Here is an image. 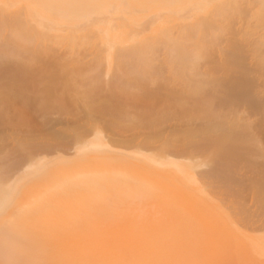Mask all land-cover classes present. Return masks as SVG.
<instances>
[{
	"label": "bare ground",
	"instance_id": "1",
	"mask_svg": "<svg viewBox=\"0 0 264 264\" xmlns=\"http://www.w3.org/2000/svg\"><path fill=\"white\" fill-rule=\"evenodd\" d=\"M232 1H234V3ZM253 1L246 0V3ZM259 1L256 0L255 2L257 3V7H254L256 6L255 3H250L252 9L258 8L254 9L256 12L253 11L247 3L250 10L254 13L245 6V9L247 8L246 11L249 10L248 12H251L250 14H253L254 17L250 16L249 13L248 16L255 20L256 15L258 19L257 25L253 24L254 22L250 23L254 27L249 25V27H251L249 30L252 28L256 29V31L252 29L256 34L250 33L249 36V31L247 30L248 32H246L245 27L251 21L245 23L244 20L243 23L245 26L241 24L242 28H238V26H240L238 25L240 23V18L237 17L238 20H235L236 17L233 18V14H230L232 18L230 16L229 18L235 20H232L234 21L233 25V22L225 17L228 16L229 13H232L235 5L236 8L241 11L242 5L237 4L240 2L239 0H0V157H6L0 159V264H175L173 262V254L177 253L178 246H176L175 243V246L173 245V239L171 240L170 233H166L167 230L165 228L169 225V223H167L169 219L166 215L171 210L167 208L178 205L177 203H172L173 201L179 204L183 203V207L181 204V207L178 205L181 210H184L183 208L185 207H187L186 210L190 209L193 204L189 200V204H185V206L184 203H187L188 200L186 202L183 201H185L188 196L186 197V195L180 193V195L185 197V200L183 198L182 201L176 189L175 192L179 195L177 198L180 199V202L175 201V197L172 198V196H170L171 191V195L174 193V189H172L170 193L168 192L169 196H167L172 198V202H170V198L169 201L166 202H170L171 205H174L168 206L167 204L169 203L164 205L166 202L162 204L163 202L160 199L163 198L165 200L163 194L166 192V190L163 191V187L162 190L160 189L163 192L161 195L162 197L159 191V195L157 193V196H155V198H160L159 202L156 201L158 199L155 200L153 198L154 195L152 192L147 191L153 195V197H151L153 201H151L150 194L146 192V189H142V186H137L139 182L140 185L144 183L142 180V176L144 175L143 172H135L140 168L136 167V165H139V160L152 170L150 165L157 161V165L160 166V161L158 163V155L153 156L151 150H156L158 153L162 152V155L163 153L170 152V149L178 150L180 151V153L176 151L178 155L182 154V156L186 155V157H193L194 154H197L195 153V149H203L201 146L207 144L210 140L213 145L209 141L210 145L208 143L207 147L209 145L210 148L212 145L214 149H219V161L222 159L226 160L230 167H237L240 170V166L249 155V150L252 148L249 146L252 142L249 143L248 141H253L254 134L252 135V132L250 134L252 125L250 122H247L248 118L246 117V119L244 116L237 118L236 115V120L233 116L232 119H230L231 117H227L229 119L225 118V120H221L222 125L221 122H219L221 126L215 123L212 124L211 121L208 124L205 122L202 126L199 125L200 127L186 124L187 126L185 125L186 127L184 129H175L165 134L162 133V135L161 131H155L161 123L159 120L160 111L158 112V107L154 108V106L161 103L162 99L163 102L168 101L169 105H178L176 111H173L174 109L169 106L173 117L177 118L175 120H181L182 115L193 110H188L187 108L189 106L186 108L184 104L178 103L179 99L176 96L178 95L177 91L180 90H177L178 88H176V86L180 89L181 85L175 86L168 84V82H170L168 77L173 73L181 74L182 72H187L185 74L189 75L190 73L189 78L193 77V79L195 78L194 80L199 79L200 81L201 78H198L200 76H197V78L194 76L197 72L202 74V71H200V64L196 65L198 69L194 65L197 61L196 59L199 57L198 49L204 45L209 47L211 42H214L215 44L213 43V45L216 46L213 47V49L211 48V50L208 48L209 52L212 51V56L215 55L213 58L218 57V55L220 56L219 62H215L216 64L214 63L212 67H217L219 64V69H217L219 72L220 69L223 70L225 68L224 71H222L224 76L225 74L232 73V69L233 72H235L237 68L241 73L246 71L241 69V66L237 64L238 59L241 60L244 56L240 54L241 52L237 54L239 50H234L238 48L236 44L233 46L230 44L231 47L230 45H226L229 40L230 43L234 42V40L231 42L232 38L230 35H232V33L230 30H232V28L230 24H232V27L234 26V29L237 28L238 31L244 28L245 38L247 36L246 40L248 39L246 42L247 45H244L245 48L247 49L248 45H255V47H253L254 55L251 57L254 58V56H256L255 59L258 61H255H257L258 64L264 65V34H261L264 33V30H262L263 32L261 33H257V30L264 29V9H262L264 8V0ZM261 5L262 7H259ZM237 6L241 7L239 8ZM239 11L237 10L238 15L244 13H239ZM234 12H236V10ZM223 20H229L232 23L228 22V26ZM223 23L230 28L228 31L231 34H229L227 38H225L224 35L222 36L219 31V26ZM235 24H237V27H235ZM258 25L259 29L255 28ZM217 31H219L220 34ZM211 34H214L213 36L215 39L218 36H222L223 39L221 38V40H219L218 38L217 42V40L212 39L213 37ZM224 41L226 42L224 43ZM190 42L197 46L193 45V47H191ZM216 42L221 43L220 45H222L221 47L224 49H227L226 47L230 48L227 50L223 49L222 52L219 47V52ZM188 43L190 45H187ZM242 43L243 41H241V44ZM85 44L90 45L91 48L95 50L94 52L90 50L91 53H84L87 56L92 54L91 60L89 61H84L86 60L83 59L84 54L82 55L83 61L82 59H78L81 58L80 52L83 53V49L87 51L85 47L83 49L80 48V51L78 50L79 47ZM59 47L65 49L64 51L66 52L69 51L71 53L68 54L69 57L62 56L64 52H62L63 54L59 52L62 54L60 55L59 53H54V51H49L50 48L59 50ZM232 47H234V49ZM77 50L78 53H75ZM164 52L166 53V55H164L165 57L169 55H172V57L169 60L163 56V58H161V55L165 54ZM202 52L204 54V49ZM25 53H27L26 59L21 58L25 56ZM239 55H241L240 58L238 57ZM246 55L248 56L249 54ZM29 56L30 60L27 63L25 61H28L27 57ZM158 57L161 59H157ZM155 60H159V62L156 63ZM162 60L165 62L163 63ZM32 63L34 64L31 65ZM40 63L41 66L43 65L41 68L38 67ZM244 65L243 67H245ZM30 66L34 68V70H32ZM30 70L34 71L36 75L39 74V70L46 73L45 76L42 75L43 73L37 76L43 77L39 83L37 82V84L41 85H39V87H43L42 90L50 86L47 88L49 92H42L43 96L41 95L40 100H38L39 103L37 105L40 107V111H45L46 109L48 112V108L55 106L57 108V106H60L57 99V97H60V99L62 98L61 104L69 102L67 107L69 110L66 111V113L62 112L65 114L63 115L64 118L62 117L65 122H51L52 119L49 120L45 118V115L43 116L45 119L40 122H33V125L29 122L28 116H30L29 111L32 107V97L27 94L28 86H26L27 82H24V79H28V77L31 78V76L33 77L32 79L37 78L34 77L36 75L32 71L30 72ZM166 73L170 76H167ZM247 73L248 70L246 71V74ZM186 75L185 77L188 78V75ZM189 78L187 79L188 81L186 80L183 84L186 82L189 83H186V88L188 90L191 88V91L195 92L196 88L194 87L197 86L196 81L198 80H193V82H196H192L193 90L190 81L192 79ZM159 79H161V81L168 79L167 83H162L165 86L170 85L171 88L170 86L163 87ZM30 80L29 82H35V79ZM44 80L48 82V85H51L46 86L47 84ZM201 81L203 82L200 83ZM201 81L198 82L200 84H198L199 87H197L198 93L201 94H204L210 89L208 88L210 84L212 85L210 90L212 91L213 89L215 94L216 91H220L221 88L224 87L220 82L221 88L215 81L219 86L217 87L219 89H217V85H213L211 80L201 79ZM206 81L207 84L210 81L211 83L206 86ZM29 82L28 84H30ZM41 82L44 84H41ZM183 84L181 87L184 86ZM194 84L195 86H193ZM201 84L204 85L201 86ZM33 86L35 88V85ZM172 86L176 89H172ZM204 86L208 90H205V88H203ZM233 86L234 84H232L231 87ZM29 88H31V85ZM236 88L238 87L235 86V89ZM52 89L55 93L57 92V94H60L58 96L56 94L54 97V94L51 92ZM199 89L202 91L200 92ZM175 90L176 92H174ZM203 91L205 92L203 93ZM181 92L184 93V89L181 88L179 93ZM44 94L51 95L54 99L52 98L53 100H51L49 97L48 99ZM235 96H233V100L235 99L234 103L240 107L251 108L254 112L263 109L260 108V106H262L260 105L262 99L261 101L259 100V103L249 94L236 93ZM221 98L220 100L223 99ZM228 98H231V95ZM187 100L190 102L189 99ZM205 100H202V102L199 101V106L196 107L199 111L203 109L208 110L206 116H204L207 118L208 114V117L212 115V111L208 109L212 101L206 102ZM225 100L222 101L225 102ZM183 101L186 102V99H183ZM213 104L214 102L211 106H213ZM136 106L138 110H140V107L141 110L144 109L148 111H135L137 110L135 109ZM78 107H81L80 110L83 116H79L81 114L80 110L76 111ZM146 107L149 108L147 109ZM194 107L195 105L193 108ZM127 108H134V110L130 109L132 114L129 113L130 110L128 111ZM166 109H168V107ZM135 112L137 113L135 114ZM197 112L198 111H196V113ZM43 114L46 113H42V115ZM180 120H178L179 123ZM188 121L190 123V120ZM50 123H52L51 130H49V132L44 131L43 133L42 130L44 125H49ZM33 128H36L38 132L34 131ZM31 129L36 133L31 132ZM137 129H145L146 131L138 136L131 137L132 139L129 141H127L128 139L126 140L127 136L123 138L124 135L123 137H121V134L119 135L121 132L124 134L127 130L130 132ZM108 130L113 132V138L108 136L106 138L107 134L105 132H108ZM262 130H264V128H262ZM45 132L47 133L45 134ZM127 133L126 135H128ZM133 133L135 135V132ZM115 134L116 136L118 134L120 138L116 137L115 139ZM251 135L253 137L252 139ZM113 139L116 140V142L118 141L121 147L119 149H122V145L124 144L128 145L127 148L132 146V149L130 148L132 153L129 150L130 152L126 154L123 152V149L117 150L118 148L115 149L111 147L115 144ZM35 140L43 142L35 151L23 153L18 150V145L20 143ZM124 141L127 142L125 143ZM253 145L257 144L254 143ZM143 147L149 149L151 154H148L149 152L147 154L140 153ZM204 148L206 149V147ZM126 151L128 150L126 149ZM201 151L199 154H201ZM183 152H185V154H183ZM206 152H208L207 149ZM204 154L206 153L204 152ZM126 157L128 160L131 158V161H129L135 162L136 165H134L135 163L128 162ZM185 159L186 158H184V160ZM197 159L200 160V158ZM206 159H208V157ZM187 160H185V162ZM177 161H179V159ZM177 161L176 163L173 162V166H177ZM185 162H181L180 166H178L181 167V169L177 168L175 171L180 169L179 171L184 173L182 168H188V166H190V169L191 166L194 168L193 160L192 162L189 160L188 162L190 163L186 162L188 165ZM199 163L197 162L196 165L204 166L205 164H202V162ZM209 163L211 162L209 161ZM251 163L252 160L250 164ZM162 164L161 167L165 168L167 166V162L165 163L166 166ZM173 166H171V168ZM167 167H169V171H167V169L165 171L169 172L171 175L174 167L171 172L169 162ZM156 169L159 170L160 168L158 167ZM217 169L218 170H215L218 172L220 167ZM132 170H135L134 173ZM144 170L145 169H143V171ZM175 171L172 174H174ZM179 171H177V173ZM193 171L194 170H192V173H194ZM144 172L146 173V171ZM234 172L237 173V169ZM137 173L139 177L141 176L142 181H139L140 178H138ZM130 174L136 175H134V178L137 177L136 182L135 180L133 182V179H131L133 176ZM179 174L181 173L179 172L178 175ZM232 174L234 175V173ZM174 175L177 177V174ZM174 175L172 176L173 178ZM191 175L193 176V174ZM147 177L148 176H146V178ZM137 179L139 182H137ZM259 179V182H257L253 188V192L258 193L256 197H259V202L264 206V187L262 186L264 184V174H262ZM144 180H146L145 177ZM177 180H180V178L178 177ZM148 181L145 183L150 186L151 184H148ZM157 182H155V184H157ZM183 182L186 183V180L182 181V183ZM155 184L151 186H157L158 188V185ZM186 184L184 185L186 186ZM159 185L161 186L162 184ZM220 188L222 189V187ZM183 190H185V188ZM143 192H146L145 194L147 195L143 194ZM153 193L156 195L154 189ZM168 193H165V195H168ZM252 195H254L255 198V194ZM146 197L153 205H155L154 201L158 204L161 201L162 211L166 206L167 210H165L167 213L164 212V214H166L163 215L161 212L160 214L163 216L159 215L158 217L162 221L165 220L163 218L164 216L168 219L165 220V223L168 224H166L167 227L164 228L165 232L163 228L162 231L160 230L161 223H159L160 227H158V221L156 222L157 219L153 218L156 216L155 211H157V209L155 210L153 206L150 207L151 204L147 201ZM143 199H146L145 204L143 202L145 200ZM166 200H168V198H166ZM254 200L256 201L257 199H253V201ZM255 203H257V201ZM146 204L150 205H147L150 209L153 208V210H150L151 212L154 211L151 217H149L151 213L149 214L150 211L148 210L149 208L147 209ZM213 204L215 205L216 203L214 202ZM200 205H204V203L202 204L201 202ZM139 206H143V210L139 211ZM144 206L146 207L144 208ZM161 206H159L158 211H160L159 209ZM145 209H147V211H144ZM194 209L195 208H193V210ZM197 209L198 208L195 210ZM193 210L190 209V211H192L191 215L194 214L193 217L199 218L201 222V212H193ZM212 210L214 212L213 208ZM190 211L187 213L189 214ZM145 212H148L149 216ZM199 212L200 217L196 215ZM172 213L173 212L169 214ZM176 214L178 215L179 213ZM181 215L182 213L179 218L183 220ZM205 217L203 219H206ZM169 218H171L170 215ZM173 219L171 218V220ZM171 220L170 224L172 226ZM175 220L177 221V219ZM184 220L183 222H185ZM227 221H230V219ZM192 222H194V219ZM232 222H234V220ZM181 223H178L179 225L177 224V228H179L178 226H180ZM185 223L183 224L184 226L182 225L183 227H185ZM197 223L201 224L199 222ZM189 227H191L190 224ZM172 228H170V230ZM212 229L213 228H211V230ZM172 230L174 231V228ZM213 230L211 232H213ZM226 230L228 231L229 229L227 228ZM202 231L208 233H206V237L211 234L206 230ZM168 232H170L169 229ZM186 232L188 231L186 230ZM218 232L219 231H217L216 235H220ZM143 235L142 246L138 240L139 237ZM218 237H216V239ZM169 240H171L172 243ZM230 240L232 241V239ZM166 243L172 244L171 247L166 248ZM256 244L258 246H256V249H261L260 254H262V256L259 257L260 260L256 258L258 257L256 253L258 254L260 249H255L256 251L252 250V246L249 244L250 250L256 252L254 255L258 261H255V263H253L254 260L251 256L253 252L249 251V247L247 250L243 248V246V251L249 252L253 260L249 264H264V238L260 239V242ZM233 245L235 247L237 246L235 243H233ZM238 246L241 248L240 244ZM238 246L236 248L234 247L236 251ZM239 251H241V249ZM250 252H252V254ZM134 254L138 255L135 257ZM244 256L243 257L246 258L247 255ZM244 258L240 261L244 262ZM247 258L248 260L250 259L249 256ZM135 260L138 261L134 262ZM248 260L244 263L247 264ZM219 263L220 262H218V264Z\"/></svg>",
	"mask_w": 264,
	"mask_h": 264
},
{
	"label": "rangeland",
	"instance_id": "2",
	"mask_svg": "<svg viewBox=\"0 0 264 264\" xmlns=\"http://www.w3.org/2000/svg\"><path fill=\"white\" fill-rule=\"evenodd\" d=\"M240 2H238L237 4L239 5H242V8H241V11H239L240 9H237L236 8V5L233 7V9L234 10H232V13H229L228 14V16H225L226 17V19L228 18V19H230L229 18V16H230V14L233 16V18L234 17H236V19L235 20H238V18H240V20H239V24L238 25H240V26H238V28L240 27V28H242L241 26V24H243V26H245L244 25V23H243V21L245 20V23L247 22H249V21H251V22H249V24H247V28L245 27V30H246V32H248L249 33V36H250V33L251 34H256L252 29H254V28H252V29H250L249 30V28H251V27H254L252 24H250V23H252V22H254L253 24H255V25H257L258 24V19H257V16L255 15V20L252 18V17H250V16H253V14H250L251 12H248L249 10H250V8H251V4L250 3H255L256 2V0H251V1H253V2H247L248 3V5L250 6V8L248 7V5H247V3H246V0H239ZM257 1H259V0H257ZM233 3H234V1H232ZM260 2V1H259ZM258 2V3H259ZM261 3V2H260ZM257 3H255V5H256ZM263 4V3H262ZM245 6L249 9L248 11H246L247 10V8L245 9ZM237 7H241V6H237ZM253 7V6H252ZM254 7H257V5L256 6H254ZM259 7H262V5L261 6H259ZM245 9V10H244ZM252 9V8H251ZM254 9H258V8H254ZM254 9H252L253 11H255L256 12V10H254ZM262 9H264V8H262ZM236 10V12H234ZM237 10L239 11V13H241V12H244V13H242V14H240V15H238V12H237ZM244 10V11H243ZM252 10H250V11H252ZM252 11V12H253ZM257 11H259V10H257ZM262 11V10H261ZM250 14V16H248L249 14ZM254 13V12H253ZM260 13V12H259ZM143 14V13H142ZM256 14V13H255ZM258 14V13H257ZM236 15V16H235ZM238 15V16H237ZM232 16H230L231 18H232ZM240 16V17H239ZM238 17V18H237ZM243 17H245V18H243ZM254 17V16H253ZM165 18H167V17H165ZM257 19V20H256ZM231 21L232 20H234V19H230ZM234 20V21H235ZM223 21H225L224 23H227L228 24V22L229 23H232L233 22V25H234V21H232V22H230L229 20L227 21V20H223ZM222 21V22H223ZM237 22V21H236ZM256 22V23H255ZM224 23L223 24H220V26H219V31L221 32V34H222V36L224 35V37L225 38H227V37H229V34H231L232 33V35H230L231 36V38H232V40H231V42L234 40V42H232V43H230L229 41L227 42V46L228 45H230V44H232V46L233 45H235L236 44V46L238 47V48H236V49H234V47H232L234 50H239L238 52H237V54L239 53V52H241L240 54L242 55V56H244L243 58H244V60H243V58L240 60V59H238V61H237V64L239 65V66H241V69H243V70H248V73L246 74V71L244 72V73H241L240 72V70L237 68L236 70H239V71H236L235 70V72H233V69H232V73H230V71H229V73L230 74H225V76H224V73L222 72V71H224V69L222 70V69H220V72L217 70V69H219V64H218V68L215 66V67H212V66H214L213 64L215 63V62H219V58H220V56L218 55V57H215V58H213L215 55H213L212 56V51H210L209 52V49L211 50V48L213 49V47H215L214 45H213V43L214 42H211L210 43V45H209V47H206L205 45L204 46H202V47H200L198 50H199V54H198V58L196 59L197 61L195 62V67L197 68V66L196 65H199L200 66V68H201V70L200 71H202V74L200 73H196L194 76H196V78H197V76H200V77H198V78H201V79H206V80H211L212 81V84L213 85H215L216 86V88L217 87H219L218 86V84L220 85V83L222 84V86L224 85V87L223 88H221V85H220V88H221V90L220 91H216V94L214 93V90L212 89V91L210 90L211 89V84L209 85V83H211V81L207 84V81H206V86H208V88H210L209 90L204 86L203 88H205V90L207 89L208 91H203V93L204 94H201V93H198V88L197 87H199L198 86V84H200V83H202L203 81H201V79H200V81H199V79H196V80H198V81H196V80H194L193 79V77L192 78H189V76H190V73H189V75H188V78L189 79H192V80H190L191 81V87H192V84L193 83H196L197 82V86L196 87H194V88H196V90H197V93H196V90H195V92H192L191 91V88H190V90H188L187 88H186V83L185 84H183L188 78L187 77H185V73H187V72H182L181 74L180 73H173V74H171V76L168 74V73H166V75L168 76H170V77H168L169 79H170V82H168V84H172V85H178V86H182V84L184 85L183 87H181L180 86V89H179V87H177L176 86V88H178L177 90H180L181 91V88L182 89H184V93H179L180 91H177L178 92V95L176 96L178 99H176V100H178V103H180V104H184L185 106H186V108L188 109V110H190V109H193V110H190V111H188L185 115H182V118H181V120L180 119H178V120H180V123H179V121L178 120H175V119H177V118H175V117H173V114H172V112L170 111V109H169V106H171L173 109V111H176L177 109H178V105L176 106L175 104H170L169 105V102L168 101H164L163 102V99L161 100V103H158V104H156V106H154V108H157V111L159 112L160 111V113H159V116H160V123H161V125H159L156 129H155V131L157 130L158 132L159 131H161V134L163 133V134H165V133H167V132H170V131H173V130H175V129H179V128H182V129H184L188 124H192L194 127H200L199 125H203L205 122L208 124V123H210V121L212 122V124H218V126H221L222 125V122H221V120H225V118L226 119H229L230 117V119H232V116H233V118L235 117V120H236V115H237V118H239L240 116H244L246 119H247V122H250V124L252 125V130L250 131V134H251V132H252V135L254 136V139H252L253 137H252V135H251V139L253 140V141H248L249 143L250 142H252V144H250L249 146H251L252 148L249 150V155L246 157V159L244 160V162L242 163V165L240 166V170H239V168H237V167H230L229 166V164H228V162L226 161V160H220L219 161V164H217V165H215V166H213L211 163H209V158L208 159H206L207 157H208V154L211 152V150L213 149L214 150V146L212 147V143H211V141H210V143L212 144L211 145V149L209 148V145H210V143H209V141H208V143H209V145H208V147H207V144H203V146H201V147H203V149L202 148H197V149H195V153H197L196 155L194 154V156L193 157H186V155H184V156H182V154L180 155H178L177 154V152L176 151H178V150H171L170 149V152H167V153H163V155L161 154V153H158L156 150H151V153L153 154V156H156V155H158L157 156V159H158V163H159V161H160V166L159 165H157V161H156V163L154 162V163H152V165H150V167L152 168V170L145 164V163H141L140 162V160H139V165H136V163L135 162H130L131 161V156H133L132 154H130V153H128V154H130L131 156V158L128 160V158L126 157V159L128 160V162H130V163H135L134 165H136V167H140L139 168V170H134L135 172H139V173H142L143 172V174H141V175H143L142 177H143V181H144V183H142L143 185H140V182L139 181H142L141 180V176L139 177V174H138V178H140L139 179V181H138V179H137V182H139L138 183V187L140 186H142L141 188L143 189H146V192L147 191H149V192H152V194L154 195V197H153V195H151L149 192H147L148 194H150V198L151 197H153L155 200L156 199H158V200H156V201H158L159 202V199L160 198H155V196H157V193H158V191L160 192V196L162 195V187H163V191L164 190H166V194L169 192L170 193V191L172 190V189H174L173 190V194L171 195V193H172V191H171V193H170V196H172V198L173 197H175V201H179L180 202V199H178L177 197L180 195V193H183V195H186V197L188 196V198H186V200H185V197H183L182 195H180L179 197L181 198V200L183 201V198H184V200L185 201H183V202H186L187 200V203H184V205L185 204H189V202L191 201V203L193 204V206L192 207H190V205H189V207H190V209H192L193 210V208H198L197 210H193V212L194 211H200L201 212V214H200V212L198 213V214H196V215H198L199 216V214H200V216H201V218H202V221L200 222V220H199V218L197 219V217H196V215H195V217L196 218H194L193 216H194V214L193 215H191V212L192 211H190V209H187V210H189L190 211V213L188 214L187 212H189V211H187L186 210V208L187 207H185V208H183L184 210H186L185 212L187 213H185V212H183L184 210H181V205H182V207H183V203L180 205L178 202H172V198L171 197H167V196H169V193H168V195H165V193L163 194L164 196L163 197H165V200L163 199V198H161L160 200L163 202L162 204H164L166 201H169V198L171 199V201L170 202H172V203H177L178 205H180V207L178 206V205H171V203L170 202H166L164 205H166L167 203H169V204H167L168 206H173L172 208H169L168 206V208L167 209H171L170 210V212L169 213H171V212H173L172 214H169L170 215V217L173 219V217H174V221H175V223H174V221L173 220H171V218H169V215L167 214L166 216H168L167 218L169 219V221H167V223H169V225L167 224V223H165V220H168L167 218H166V216H164L163 218L165 219H163L164 221H162L160 218H158L159 217V215L160 216H163V215H165L167 212H166V206H165V209H163V211H162V206H161V201H160V203L158 204L157 202L155 203V201H154V204L155 205H153V203L151 204V202H149V200H150V198H149V195H148V198H149V200H148V198L146 197V199H147V201L151 204V206L149 205V204H146V206L147 205H149L150 207H155L154 209L156 210L157 209V211H158V208H159V206H161V208L159 209L160 211H155L156 212V216L155 217H153V218H156L157 220H156V222H157V225H158V227H160L161 226V228H160V230L162 231V228H163V231L166 229L167 231H166V233H170L169 235H170V237H171V240L173 239V245H174V243H175V245L176 246H178L177 248H178V251H176L177 253H175V254H173V258H174V260H173V262L175 263V264H201V263H204V262H209L210 264H218V262H220V263H223V264H227V263H229V264H243L244 262L246 263V261L248 260V256L250 257V259L248 260V263L247 264H249L250 262H252L253 260H254V262L253 263H255V261H258V259L256 260V258H259L260 256H262V254H260L261 253V249H260V251H258V254L256 253V252H253L252 250H255L256 249V246H257V242H260V239H262V238H264V209H263V205H262V203L261 202H259V197L257 198L256 196H258V193H256V192H253L254 191V186H255V184L257 183V182H259L258 180H260L259 178L262 176V174H264V151H262V150H264V130H262V128H264V65L263 64H258V60L257 59H255V57L256 56H254V58H252L253 56L252 55H254L253 54V50H254V48L253 47H255V45H253V46H249L248 45V51H247V49L245 48V44L247 45V40H246V38H247V36H246V38H245V30H244V28L243 29H239V31L237 30V28L236 29H234L233 27H232V24H230L231 25V28H232V30H230L231 31V33H229V31H228V29H230L228 26H229V24H228V26L225 24L224 25ZM237 24H235V27H237ZM249 25L251 26V27H249ZM255 28H258L259 29V25L258 26H256ZM248 30V31H247ZM255 31H256V29H254ZM262 30H264V29H260V30H257V33H261V32H263ZM219 31H217L218 33H219ZM211 33V32H210ZM218 33H217V35H218ZM220 34V33H219ZM261 34H264V33H261ZM212 35V34H211ZM214 35V34H213ZM212 35V39H215L214 38V36ZM248 35V34H247ZM220 37V36H218L215 40H217L218 38H219V40H221V38L223 39V37ZM248 36V37H249ZM216 37V36H215ZM241 38V39H240ZM209 39V38H208ZM215 40H213V41H215ZM226 40V39H225ZM223 41V40H222ZM241 41H243V43L241 44ZM210 42V41H209ZM217 42H218V40H217ZM216 42V43H217ZM219 42H221V41H219ZM226 41H224V43H225ZM193 43V42H192ZM223 43V44H224ZM190 44H191V42H190ZM189 43L187 44V45H190ZM209 44V43H208ZM215 44V43H214ZM218 45H217V50L219 51L220 49H221V51L223 52V49L224 48H222L221 46L222 45H220L221 43H217ZM193 45L194 44H191V47H193ZM220 45V46H219ZM194 46H197V45H194ZM85 47V49L87 50V51H84V48ZM190 47V48H191ZM207 49H206V48ZM219 47H220V49H219ZM224 47V46H223ZM230 47H231V45H230ZM230 47H226L227 49L228 48H230ZM52 48V47H51ZM49 49V51L51 50L52 52L54 51V53H59V52H64V54L62 55L61 53H59L60 55H62V56H68L69 57V55L68 54H71L69 51H64L65 49H63L62 47L57 51V50H54V49H56V48H53V49ZM80 48L81 49H83L82 51H83V53L82 52H80L81 54V58H78V59H82V55L85 53V52H89V53H91L90 52V50L91 51H95L93 48H91V46L90 45H82L81 47H79L78 48V50L80 51ZM91 48V49H90ZM209 48V49H208ZM48 49V48H47ZM63 49V50H62ZM204 49V54H203V52H202V50ZM208 50V51H206V50ZM216 49V48H215ZM227 49H224V50H227ZM263 49V48H262ZM62 50V51H61ZM78 50H77V52L75 51V53H78ZM56 51V52H55ZM160 51V50H159ZM216 51V50H215ZM247 51V52H246ZM161 52H163V51H161ZM220 52V51H219ZM165 53V52H164ZM213 53H215V52H213ZM88 54V53H87ZM161 54H163V53H161ZM201 54H203V55H201ZM217 54H219V53H217ZM226 54V53H225ZM246 54H249L248 56L246 55ZM26 55H27V53H25V56L23 57H21V58H24V59H26ZM76 55V54H75ZM80 55H78V56H80ZM92 55V54H91ZM91 55H86V54H84V57H83V59H86V60H84V61H89V60H91ZM164 55H166V53L165 54H163V55H161V58H168V60L172 57V55H169V56H164ZM241 55H239L238 57L240 58V56ZM71 56V55H70ZM159 56V55H158ZM163 56V57H162ZM236 56V55H235ZM252 56V57H251ZM237 57V56H236ZM29 58V59H28ZM160 57H158L157 59H159ZM160 58V59H161ZM250 58V59H249ZM17 59V58H16ZM83 59H82V61H83ZM222 60H224L223 58H221ZM18 60H20V59H18ZM21 60H23V59H21ZM27 60L28 61H25V62H29V60H30V56L29 57H27ZM164 60V59H163ZM162 60V62L164 63L165 61H163ZM166 60V59H165ZM255 60H257V61H255ZM24 61V60H23ZM253 61V62H252ZM155 62L156 63H158L159 62V60L158 61H156L155 60ZM160 62H161V60H160ZM217 62V63H218ZM26 63V64H27ZM196 63H198V64H196ZM34 63H32L31 65H33ZM189 64V63H188ZM192 64V63H191ZM216 64V63H215ZM236 64V63H235ZM245 66V67H243V65ZM247 64V65H246ZM193 65V64H192ZM194 65H193V67H194ZM237 65V66H238ZM263 65V66H262ZM36 66H38V65H36ZM35 66V67H36ZM43 66V65H42ZM41 66V63H40V65L38 66V67H42ZM198 66V67H199ZM227 66V65H226ZM234 66V65H233ZM30 68H32L31 66H30ZM37 68V67H36ZM35 68V69H36ZM190 68V67H189ZM206 68V69H205ZM234 68V67H233ZM240 68V67H239ZM246 68H248V69H246ZM198 69V68H197ZM196 69V70H197ZM235 69V68H234ZM32 70H34V68H32ZM32 70H30V72L32 71ZM208 72H207V71ZM229 70V69H228ZM231 70V69H230ZM38 71V70H37ZM41 70H39V74H35L34 73V71H32L36 76H34V77H37L38 75H41V73H43L42 75L43 76H45L46 75V73L45 72H43V71H41ZM188 71V70H187ZM199 71V72H200ZM206 71V72H205ZM242 71V70H241ZM253 71V72H252ZM190 72H191V70H190ZM196 72V71H195ZM226 73H228L227 71H225ZM252 72V73H251ZM37 73V72H36ZM220 73H222V74H220ZM194 74V73H193ZM205 74V75H204ZM252 74V75H251ZM31 75H32V73H31ZM186 75V76H187ZM192 76V75H191ZM210 78H209V77ZM222 76V77H221ZM40 77V76H39ZM39 77H37V78H34L35 79V82H36V84H37V82L39 83L42 79H43V77L41 78H39ZM57 77H59V76H57ZM202 77H204V78H202ZM221 77V78H220ZM33 77L31 76V78L30 77H28V79H24V82L26 81L27 82V85L26 86H28V88H27V94H29V96L30 97H32L31 99H32V103H31V108H30V116H28L29 117V122H31L32 123V125L34 124L33 122H36V121H42V120H44L45 118H48L49 120H51V122H53V121H55V122H57V123H61L62 121H64L65 122V120H63V115H65L64 113H66V111H68L69 110V108H67L68 107V104H69V102H67L66 104L65 103H62L61 104V99H60V97H57V99H58V101H59V103H60V106L62 107H60V106H57V108H56V106L55 107H52V108H48V112H49V115H48V112H47V110L45 109V111L44 110H41L40 111V107H38V103H39V101L38 100H40V96L43 94L42 92H45V91H48L49 92V90H47V88H49L50 86L49 85H51V84H49L48 85V82L46 81V80H44V81H46V86H49V87H46V89H43L42 90V88L43 87H39V85L40 84H35V82L34 81H31V80H34V79H32ZM31 79V80H30ZM57 79V78H56ZM28 80V81H27ZM29 80L31 81V82H33V83H31V82H29ZM167 80L168 79H165V80H162L161 81V79H159V81H161V83L163 82H166L167 83ZM193 80L194 81H196V82H193ZM188 81V80H187ZM215 81L218 83H215ZM263 81V82H262ZM28 82L30 83V84H28ZM43 82V81H42ZM41 82V84H44V83H42ZM172 82V83H171ZM193 82V83H192ZM198 82H200V83H198ZM205 82V81H204ZM220 82V83H219ZM259 82V83H258ZM162 83V84H163ZM257 85H259V86H257ZM165 84V83H164ZM163 84V87L165 86ZM187 84H189V83H187ZM232 84H234V86L233 87H231L232 86ZM30 85H31V88H29L30 87ZM33 85H35V88H34V86ZM170 85H167V86H170ZM202 85H204V84H201V86ZM247 85V86H246ZM255 85V86H254ZM37 86V87H36ZM41 86V85H40ZM42 86H45V85H42ZM167 86H165V87H167ZM189 86V85H188ZM193 86H195V84L193 85ZM215 86H213V87H215ZM235 86L236 87H238V88H236L235 89ZM226 87V88H225ZM249 87V88H248ZM52 88V87H51ZM169 88V87H168ZM170 88H171V86H170ZM169 88V89H170ZM175 87L174 86H172V89H174ZM175 88V89H176ZM193 88V87H192ZM194 88H193V90H194ZM202 88V87H201ZM200 88V89H201ZM171 89V90H172ZM199 89V91L201 92L202 90H200ZM215 89V88H214ZM217 89H219V88H217ZM204 90V89H203ZM239 90V91H238ZM261 90V91H260ZM263 90V91H262ZM185 91H186V93H185ZM39 92V93H38ZM52 94H54V97H55V95L57 94V92L55 93L54 92V90L52 89ZM174 92H176V90L174 91ZM257 92V93H256ZM261 92V93H260ZM59 93V92H58ZM106 93V92H105ZM187 93H188V95H187ZM230 93V94H229ZM236 93L238 94H249L250 96H252L255 100H257L259 103H260V101H261V99H262V101H261V104L260 105H262V106H260V108H263V109H260V110H257V111H253L251 108H243V107H240L239 105H236V103H234L235 101V99L233 100V96H235L236 95ZM259 93V94H258ZM60 94V93H59ZM59 94H57V96L59 95ZM175 94H177V93H175ZM179 94H181V95H179ZM197 94V95H196ZM217 94H219V95H217ZM253 94V95H252ZM37 95V96H36ZM44 95H46L47 96V98L49 97V98H51V100H53L54 98H53V96H51V95H48V94H44ZM227 97H226V96ZM230 95H231V98H228V97H230ZM233 95V96H232ZM28 96V95H27ZM28 96V97H29ZM43 96V95H42ZM179 96V97H178ZM224 96H225V98H224ZM260 96H261V98H260ZM263 96V97H262ZM62 97V96H61ZM180 97H181V99H180ZM183 97V98H182ZM184 97H186V98H184ZM189 97V98H188ZM223 99H222V98ZM259 97V98H258ZM34 98V99H33ZM37 98V99H36ZM39 98V99H38ZM48 98V99H49ZM53 98V99H52ZM202 98V99H201ZM220 98L222 99V100H225V99H229L228 101L227 100H225V102L224 101H222V100H220ZM235 98H236V96H235ZM257 98V99H256ZM183 99H186V102H184L183 101ZM187 99H189V101L190 102H188V100ZM193 99V100H192ZM201 99V100H200ZM206 99V100H205ZM35 100H36V102H35ZM165 100V99H164ZM181 100V101H180ZM202 100H205L206 102H208V101H212L211 102V105H212V103L214 102V104H213V106H211L210 105V107L208 108L209 109V111H212L211 112V116H209L208 117V115H207V118H205L204 116H206V114H207V111L208 110H206V109H203L202 111H199V109H197V107L196 106H199L198 105V102L200 101V102H202ZM260 100V101H259ZM38 101V102H37ZM195 101V102H194ZM34 102H35V104H34ZM183 102V103H182ZM222 102V103H221ZM233 102V103H232ZM164 103V104H163ZM194 103V104H193ZM196 103H197V105H196ZM188 104V105H187ZM137 105V104H136ZM139 105V104H138ZM165 105V106H164ZM191 105V106H190ZM195 105V107L193 108V106ZM66 106V107H65ZM141 106H143V105H141ZM164 106V107H163ZM209 106V105H208ZM215 106V107H214ZM38 107V108H37ZM133 107H134V105H133ZM139 107V106H138ZM143 107H145V106H143ZM168 107V109H166ZM177 107V108H176ZM218 107V108H217ZM147 108V107H146ZM149 108V107H148ZM147 108V109H148ZM212 108V109H211ZM37 109H39V110H37ZM50 109H51V112H50ZM78 109V110H77ZM81 109V107L79 108H76V111H79ZM128 109V111L130 110V109H133L134 110V108H127ZM135 109H137V110H135V111H139V112H143V110H141V108L139 107V109L140 110H138V108H137V106H136V108ZM164 109V110H163ZM64 110V111H63ZM156 110V109H155ZM168 110V111H167ZM37 111V112H36ZM40 111V112H39ZM44 111V112H43ZM144 111H148V110H144ZM163 111V112H162ZM195 111V112H194ZM196 111H198L197 113H196ZM62 112H64V113H62ZM80 112H81V110H80ZM132 112H134V111H132ZM152 112V111H151ZM170 112V113H169ZM42 113H46V114H43L42 115ZM52 113V114H51ZM129 113H131V110L129 111ZM137 112H135V114H136ZM154 113V112H153ZM167 115H166V114ZM169 113V114H168ZM200 113H202V114H200ZM209 113V112H208ZM34 114V115H33ZM51 114V115H50ZM54 114V115H53ZM132 114V113H131ZM243 114V115H242ZM32 115V116H31ZM45 115V116H44ZM163 115V116H162ZM169 115V116H168ZM171 115V116H170ZM199 115V116H198ZM38 116V117H37ZM45 118H44V117ZM48 116V117H47ZM79 116H83V113L81 112V114L79 115ZM167 116V117H166ZM194 118H193V117ZM261 116V117H260ZM31 117V118H30ZM50 117V118H49ZM63 117V118H62ZM172 117V118H171ZM181 117V116H180ZM227 117H229V118H227ZM243 117V118H244ZM213 118V119H212ZM170 119V120H169ZM191 119H192V121H191ZM60 120V121H59ZM185 120V121H184ZM188 120H190V123H189V121ZM194 120V121H193ZM207 120H209V121H207ZM185 123H184V122ZM188 122V123H187ZM194 122V123H193ZM218 122V123H217ZM219 122H221V125H220V123ZM253 123V124H252ZM62 124H64V123H62ZM66 124V123H65ZM187 124V125H186ZM177 125V126H176ZM186 125V126H185ZM51 126H52V123H50L49 125L48 124H46V125H44V128H43V133H44V131H47V132H49V130H51ZM181 126V127H180ZM217 126V127H218ZM255 126V127H254ZM253 127H254V129H253ZM162 128V129H161ZM28 130V129H27ZM33 130L34 131H36V132H38L37 130H36V128H33ZM138 130V129H137ZM133 130V131H130V132H128V130L126 131V132H124V134H123V132H121V133H119V135L121 134L122 136L121 137H123V135H124V137L123 138H125L126 136V140L127 141H129V140H131L133 137H135V136H138L139 134H142V133H144L146 130L145 129H141V130ZM34 131H32V129H31V132H34ZM30 132V131H29ZM36 132H34V133H36ZM47 132H45V134L47 133ZM128 132V133H127ZM133 132H135V135H134V133ZM261 132H263V133H261ZM107 135H106V138H107V136L108 137H111V138H113V132H111V131H109L108 130V132H105ZM126 133L128 134V135H126ZM130 133V134H129ZM162 134V135H163ZM116 137H118V138H120L119 136H118V134H117V136H116V134H115V139H116ZM130 139H129V138ZM132 137V138H131ZM258 138V139H257ZM110 141H112L110 138H108ZM125 140V139H124ZM255 140V141H254ZM258 140V141H257ZM126 141V142H127ZM257 141V142H256ZM113 142H115V144H113L111 147H113V148H115V149H117V150H122L123 149V152L124 153H126L127 154V152H130L131 151V149H132V146H129L128 148H127V144H124V145H122V149H119V148H121L120 146H119V143H118V141L116 142V140H114L113 139ZM125 142V141H124ZM123 142V143H124ZM125 142V143H126ZM122 143V144H123ZM206 143V142H205ZM254 143H256L257 145H253ZM247 144V143H246ZM205 145V146H204ZM248 145V144H247ZM123 146H124V148H123ZM125 147H126V149L128 150V151H126V149H125ZM204 147H206V149H207V151L208 152H206V149L204 148ZM131 148V149H130ZM209 148V149H208ZM258 148V149H257ZM125 149V150H124ZM200 149V150H199ZM130 150V151H129ZM198 150H199V152H198ZM202 150V151H201ZM203 150H205V151H203ZM143 151V152H142ZM142 151H140V153H142V154H147L150 150L149 149H147L146 147H143L142 148ZM144 151H145V153H144ZM153 151H155V152H153ZM183 151V150H182ZM181 151V152H182ZM200 151H201V154H199L200 153ZM186 152V151H185ZM185 152H183V154H185ZM204 152L206 153V154H204ZM131 153H132V151H131ZM150 152L148 153V154H151ZM156 153H158V154H156ZM178 153H180V151H178ZM208 153V154H207ZM169 154H171V155H169ZM261 154V155H260ZM163 157H162V156ZM192 155H193V153H192ZM164 156H165V158H164ZM170 156H172V157H170ZM167 157H168V159H167ZM206 157V158H205ZM159 158H161V159H159ZM170 158V159H169ZM176 158V159H175ZM184 158H186L185 160H187V158H188V160L186 161L187 163H190V162H192V160L194 161L193 162V165H194V168H192L193 166H191V169H190V166H188V168H182V171H184V173L183 172H181V171H179L180 169H181V167H178V166H180V163L181 162H185V160H184ZM190 158H192V159H190ZM197 158H200V160H198ZM138 159V158H137ZM136 159V160H137ZM179 159V161H177ZM182 159V160H181ZM125 160V159H124ZM133 160V159H132ZM172 160V161H171ZM190 160V162H188ZM219 160V159H218ZM250 160V161H249ZM251 160H252V165L250 164V162H251ZM171 161V162H170ZM176 161H177V166H173V162H175L176 163ZM181 161V162H180ZM222 161H224V162H222ZM167 162V166H168V162H169V164H170V172H171V170L173 169V167H174V169H173V172L177 169V168H180V169H178L177 171H179L181 174H179L178 175V173H177V171H175V173L174 174H177L176 176L177 177H175V175L174 174H172L173 172H171V175H170V173L169 172H167V171H169V167H167L166 166V164L165 163ZM185 162V163H186ZM197 162L199 163V162H202V164H204V166L202 165V166H200V165H196L197 164ZM163 163V164H162ZM186 163V164H187ZM195 163V164H194ZM221 163V164H220ZM161 164L164 166V164H165V166L167 167H161ZM179 164V165H178ZM192 164V163H191ZM200 164V163H199ZM254 164V165H253ZM141 165H142V167H141ZM188 165V164H187ZM197 167H196V166ZM147 166V167H146ZM155 166H158L160 169L158 170V169H156V168H158V167H155ZM171 166H173L172 168H171ZM238 166V167H239ZM253 166V167H252ZM208 167V168H207ZM220 167V170L217 172L216 170H218L217 168H219ZM138 168H136V169H138ZM155 168V169H154ZM207 168V169H206ZM234 170H233V169ZM143 169H145L144 171H146V173H147V175H146V173L143 171ZM154 169V170H153ZM164 169V170H163ZM167 169V171H165ZM190 169V170H189ZM200 169V170H199ZM216 169V170H215ZM236 169H237V173H235L234 171H236ZM163 172H162V171ZM192 170H194L193 172L194 173H192ZM133 171V170H132ZM134 171H133V173H134ZM152 171V172H151ZM159 171V172H158ZM191 171V172H190ZM156 172V173H155ZM157 173H159V174H157ZM165 173V174H164ZM232 173H234V175L232 174ZM153 174H155V175H153ZM163 175V176H161V175ZM191 174H193V176L191 175ZM226 174V176H227V179H221L220 177L222 176V175H225ZM131 175V174H130ZM135 174H133V175H131V176H133V178H131V179H133V182H134V180H135V182H136V178H134L135 176H134ZM174 175V178L172 177ZM180 175H182V176H180ZM204 175V176H203ZM146 176H148L147 178H146ZM144 177H145V179L146 180H144ZM156 177V178H155ZM164 177V178H163ZM166 177V178H165ZM178 177L180 178V180H177L178 179ZM213 177H216V179H213ZM157 178H159V179H157ZM162 178V179H161ZM177 178V179H176ZM168 179V180H167ZM219 179V180H218ZM149 180V181H148ZM150 180H153V181H150ZM156 180V181H155ZM176 180V181H175ZM184 180H186V183L185 182H183L182 183V181H184ZM230 180H232V181H230ZM148 181V184L150 183L151 185H154L155 184V182H157V181H159V182H157V184H155V185H158V188H157V186H148L145 182H147ZM170 181V182H169ZM228 181V182H227ZM234 181V182H233ZM152 182V183H151ZM153 182H154V184H153ZM172 182H173V184H172ZM180 184H179V183ZM255 182V183H254ZM178 183V184H177ZM192 183V184H191ZM221 183V184H220ZM137 184V183H136ZM146 184V185H145ZM159 184H162L161 186L159 185ZM184 184H186V186L184 185ZM240 184V185H239ZM174 185V186H173ZM181 185V186H180ZM196 185V186H195ZM253 185V186H252ZM171 186V187H170ZM183 186H184V188H185V190H183L184 188H183ZM203 188H202V187ZM205 186V187H204ZM263 187H264V184L262 185ZM151 189H150V188ZM157 188V190H156V188ZM161 187V188H160ZM176 187V188H175ZM182 187V188H181ZM189 187H191V188H189ZM220 187H222V189L220 188ZM177 188H179V189H177ZM195 188V189H194ZM204 188H206V189H204ZM252 188V189H251ZM153 189L155 190V192H156V195L153 193ZM161 189V190H160ZM170 189V190H169ZM175 189H176V191H177V193H179V195L175 192ZM152 190V191H151ZM183 190V191H182ZM200 190V191H199ZM204 190V191H203ZM220 190V191H219ZM141 191H144V190H141ZM180 191V192H179ZM222 191V192H221ZM250 191V192H249ZM145 192V193H146ZM207 192V193H206ZM144 192H143V194H145ZM176 193V194H175ZM188 195H187V194ZM201 195H200V194ZM205 194V195H204ZM207 194V195H206ZM252 194H255V198H254V195H252ZM145 195H147V194H145ZM145 195H143V196H145ZM158 195H159V193H158ZM173 195H175V196H173ZM192 195V196H191ZM142 196V197H143ZM208 198H207V197ZM241 196V197H240ZM162 197V196H161ZM193 197H194V199H193ZM195 197H197V198H195ZM166 198H168V200H166ZM193 200H192V199ZM201 198V199H200ZM146 199H143V200H145V201H143L144 202V204H145V202H146ZM178 199V200H177ZM253 199H257L256 201H257V203H255L256 201L254 200L253 201ZM174 200V199H173ZM190 200V201H189ZM195 200V201H194ZM202 202V204L204 203V205H200L201 204V202ZM207 200V201H206ZM151 201H153V199L151 198ZM181 201V202H182ZM196 201H198V202H196ZM204 201V202H203ZM254 203H253V202ZM147 202V203H148ZM194 202V203H193ZM216 203L215 205L213 204V203ZM259 202V203H258ZM195 203H197V204H195ZM157 204V205H156ZM195 204V205H194ZM208 204V205H207ZM257 204V205H256ZM197 205V206H196ZM146 206H144V208L146 207ZM156 206H158V207H156ZM186 206V205H185ZM207 206V207H206ZM256 206V207H255ZM177 207V208H176ZM179 207V208H178ZM149 207L147 206V209H148ZM175 208V209H174ZM212 208L214 209V212H213V210H212ZM147 209H145L144 211H147ZM179 209H180V211H179ZM200 209V210H199ZM138 210L139 211H141V210H143V206H139L138 207ZM149 211L150 210H153V208H149L148 209ZM168 210V211H169ZM175 210H176V212H175ZM207 210H210V211H207ZM212 210V211H211ZM258 211V212H257ZM261 211V212H260ZM154 212V211H153ZM153 212H149V214L151 213V215L149 216V214H148V212L146 213V214H148V216L149 217H151L152 216V213ZM162 212V214H160ZM164 212H166L165 214H164ZM208 212H213V213H208ZM176 213H179L178 215L176 214ZM182 213V215H181V218H183V220L186 222H183V220L181 221L180 220V214ZM203 213V214H202ZM215 213V214H214ZM153 214V215H154ZM210 214V215H209ZM158 215V216H157ZM172 215H173V217H172ZM203 215V216H202ZM207 216V217H205V216ZM216 215V216H215ZM188 216V217H187ZM193 218H192V217ZM199 216V217H200ZM209 216H212V217H209ZM186 217H187V219H186ZM206 218V219H203V218ZM216 217H218V218H216ZM211 218V219H210ZM212 218H214V219H212ZM227 218V219H226ZM175 219H177V221L175 220ZM179 219V220H178ZM193 219H194V222H192L193 221ZM199 220V221H197V220ZM230 219V221H227V220H229ZM159 220H160V222H159ZM170 220H171V223L173 224L172 226H173V228H174V231L172 230L173 228H172V226H171V224H170ZM189 222H188V221ZM192 220V221H191ZM199 222V223H201V224H198L197 222ZM215 220V221H214ZM234 220V222H232ZM180 221V222H179ZM262 221V222H261ZM162 222H163V226H164V223H165V226L163 227L162 226ZM182 222V223H181ZM188 222V223H187ZM227 222H228V224H227ZM159 223H161V225L159 224ZM180 224L181 223V225L180 226H178L179 228H177V224ZM186 224L185 225V227H183L184 225L183 224ZM192 223V224H191ZM197 223V224H196ZM224 223V224H223ZM166 224L168 225V227L166 226ZM178 224V225H179ZM189 224H190V226L191 227H189ZM253 224V225H252ZM160 225V226H159ZM175 225H176V228H175ZM183 225V226H182ZM188 225V226H187ZM228 225V226H227ZM170 226V227H169ZM227 226V227H226ZM236 226H237V229H236ZM260 226V227H259ZM165 227H167V228H165ZM224 227H225V229H224ZM165 228V229H164ZM170 228H172L171 230H172V232H171V230H170ZM184 230H183V229ZM211 228H215L214 230H213V232H211L212 230H211ZM229 229L228 231L226 230V229ZM168 229H169V231L170 232H168ZM188 231V232H186V230ZM241 231V233H240V231ZM202 230H206V231H208V232H210L211 234H209V236H205V235H207L206 233H204V231H202ZM200 231H202V232H200ZM217 231H219L218 233H220V235H219V237H218V235H216V233H217ZM165 232V231H164ZM185 234H184V233ZM244 234H243V233ZM181 233H183V234H181ZM202 233H203V235H202ZM183 235H185V236H183ZM218 237L217 239H216V237ZM253 236V237H252ZM143 237H144V235L143 236H141V237H139V240H138V242L142 245L143 244V242H142V239H143ZM227 237V238H226ZM232 239V241L230 240V239ZM254 238V239H253ZM235 239V240H234ZM171 240H169L170 242H171ZM230 240V241H229ZM228 241V242H227ZM230 242V243H229ZM236 242H237V244H236ZM248 242V243H247ZM253 242H255V243H253ZM172 243V242H171ZM233 243H235V245H241V248H240V246H238V248H237V251H236V247L233 245ZM239 243V244H238ZM242 243V244H241ZM148 244H149V242H148ZM249 244H251V246H252V250H250V247H249ZM253 244V245H252ZM171 245L172 244H170V243H166L165 244V247L166 248H170L171 247ZM174 245V246H175ZM246 245H247V247H246ZM143 246V245H142ZM244 246V247H243ZM254 246H255V248H254ZM235 247V248H234ZM245 248V249H247L248 247V249H249V251H252L253 252V255H251L252 257H253V260H252V258H251V256H250V254H249V252H247V251H243V248ZM258 247V246H257ZM241 249V251H239L240 249ZM247 249V250H248ZM258 249V248H257ZM256 249V250H257ZM258 249V250H259ZM255 250V251H256ZM244 252H246V253H248V254H246V253H244ZM252 252H250L251 254H252ZM225 253H229L228 254V257H227V254H225ZM256 253V255L258 256V257H256L255 258V254ZM138 254H134V256L136 257ZM244 255H247L246 256V258H244L243 256ZM244 258V262H242V261H240V260H242ZM255 258V259H254ZM136 259V258H135ZM247 259V260H246ZM139 260V259H138ZM138 260H135L134 262H136V261H138ZM251 260V261H250ZM259 260H260V258H259ZM206 263H204V264H206ZM209 263H207V264H209ZM219 263V264H220ZM244 263V264H245Z\"/></svg>",
	"mask_w": 264,
	"mask_h": 264
},
{
	"label": "snow or ice",
	"instance_id": "3",
	"mask_svg": "<svg viewBox=\"0 0 264 264\" xmlns=\"http://www.w3.org/2000/svg\"><path fill=\"white\" fill-rule=\"evenodd\" d=\"M43 142L40 140L30 141V142H22L18 145V150L23 153L33 152L36 148H38ZM218 152L219 149H214L208 154L209 161L213 166L219 164L218 160ZM6 157H0V159H3ZM221 179H227L226 175H222L220 177ZM213 179H216V177H213Z\"/></svg>",
	"mask_w": 264,
	"mask_h": 264
}]
</instances>
